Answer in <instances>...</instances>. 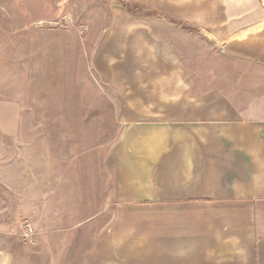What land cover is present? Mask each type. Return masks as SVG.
<instances>
[{
	"label": "crops",
	"instance_id": "1",
	"mask_svg": "<svg viewBox=\"0 0 264 264\" xmlns=\"http://www.w3.org/2000/svg\"><path fill=\"white\" fill-rule=\"evenodd\" d=\"M113 1L93 65L123 124L86 264H264V0Z\"/></svg>",
	"mask_w": 264,
	"mask_h": 264
},
{
	"label": "rangeland",
	"instance_id": "2",
	"mask_svg": "<svg viewBox=\"0 0 264 264\" xmlns=\"http://www.w3.org/2000/svg\"><path fill=\"white\" fill-rule=\"evenodd\" d=\"M114 5L0 0V104L21 118L11 133L0 125V250L14 264L90 260L92 230L85 225L123 124L112 105L115 87L93 65ZM59 39L73 51L44 47Z\"/></svg>",
	"mask_w": 264,
	"mask_h": 264
},
{
	"label": "built area",
	"instance_id": "3",
	"mask_svg": "<svg viewBox=\"0 0 264 264\" xmlns=\"http://www.w3.org/2000/svg\"><path fill=\"white\" fill-rule=\"evenodd\" d=\"M31 230V229H30Z\"/></svg>",
	"mask_w": 264,
	"mask_h": 264
}]
</instances>
